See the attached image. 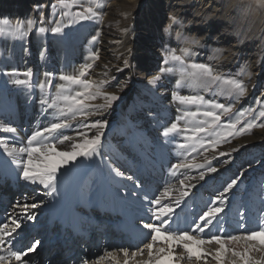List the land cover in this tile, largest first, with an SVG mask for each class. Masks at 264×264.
<instances>
[{
    "label": "bare ground",
    "instance_id": "1",
    "mask_svg": "<svg viewBox=\"0 0 264 264\" xmlns=\"http://www.w3.org/2000/svg\"><path fill=\"white\" fill-rule=\"evenodd\" d=\"M18 1H21V5L16 7L18 5ZM25 1L26 0H14L16 4L14 3L15 5H13L11 3L9 4V0H0V21L6 19L10 22V24H14L17 21H26V20H20L21 16L23 15V18L27 17L28 19L38 21V23L34 26V28L37 26L50 28L55 26V23L57 21H61V20H63L65 23L67 22L66 18L61 17L60 9L52 8L51 5L54 4L56 0H30V3H33L30 5L31 8L28 5H26ZM216 1L217 0H101V3L103 5V8L101 10L105 14L103 23H100L95 20L82 21L80 23L72 25L71 27L66 28L65 29L66 32L65 31L64 32L66 34H70V36H72L71 38L78 36L84 41L87 40L89 37L93 36L92 35L93 33H98V34L100 33L99 31L100 29L97 30V28H95L96 26L99 25V27H106V31H104L102 34L101 33L99 34L100 45L98 48H96V51L98 50L99 52L103 53L102 55L103 58L99 59L98 63L95 64V67L92 70L93 74H91V76H93V79L95 80H108L109 84L113 85L116 77L119 76V74L122 73L123 71L127 70V67L129 65L125 66L123 61L126 59L128 62H130L129 58L130 56L134 55L133 48L136 46L135 45L136 43H138L140 46L142 45V47L143 44L146 45L147 50L150 51L152 49L151 48L149 49L148 48L149 46H152L153 48L159 47L160 51L162 52L163 49L167 47V44L169 42L168 32L173 30L174 27L172 28V26L175 25L177 27L179 23L181 26H183L182 27L183 29L181 28L179 30L185 33L187 37L191 35L193 38L191 36L190 38L195 40V39H199L198 37L199 29L203 30L204 37L207 38L211 36V31L215 30V26L218 24L219 20L224 19L230 21L236 20V22L240 21L242 25H245L244 27H242L243 30L246 29L247 27L246 33L243 31L244 34L241 37L242 38L241 41L239 42L236 41L234 43H231V45L229 46L228 43H229L230 35L222 31L223 41L221 42V45L220 43L218 44V40H219L218 35H215V38L211 40L209 43L211 48L217 49L218 51L208 52L206 48H205V52L190 51L187 53V58L185 57V59H187V61H190V63L195 61L209 62L214 68L217 69V71L224 74L230 73L232 76L236 77L237 79L243 80L244 83L248 86V93L246 94L245 97H242L240 101H236L234 103L233 111L235 110V108L238 109V107L240 106L241 108L244 107L246 109V104L245 103L243 104V102L246 101L249 102V100L245 101V99L249 96L252 97V89L254 87V84L256 83L260 75L264 74V55L261 54V56H259L260 53L255 54V50L257 49L255 46H253V48L251 49H248L249 47L248 45H247L248 47L245 46L246 47L245 49L241 46L244 45L245 43L244 40L246 39L251 40L250 37L254 38V36H257L256 38L258 39L259 37L260 39L262 38L264 39V8L258 6L255 0H226L225 3L228 2V4L227 3L221 4L220 6H218L219 4H216ZM89 2H91V0H89ZM119 6H122L126 10L125 15L121 13L118 16L120 18H118L116 15L117 8ZM163 6L168 7L167 11L163 10ZM234 11L236 12L233 16L232 12ZM241 11L242 13H240ZM19 14L20 16H18ZM127 16L128 18H124ZM136 16L143 17L142 18L143 20L141 21L145 23L148 26V28H144L145 30H137L135 27L136 20H134ZM172 16H175L177 18V22H173L171 20ZM49 17H51V20ZM57 18H60V20H56ZM114 21L120 22L119 23L120 25L115 26V28L112 29L111 26L114 25ZM204 28H207V33L204 32ZM124 29H127V31H124ZM194 29L196 30L195 32ZM37 31L35 33L38 34L39 31L38 32ZM174 33H176V30H174ZM11 38L13 37L8 36L5 39H11ZM142 41H144V43H142ZM208 41L209 40H207V42ZM207 42H202V44L205 46ZM169 43L173 44L171 41ZM219 45L222 48H220ZM159 56L160 55L158 54V57ZM163 57L162 59L164 60L165 57L164 58ZM151 58L153 59V61H155L157 59V54L153 55L152 57H145L144 60L145 64L143 63V61H141L142 63H140V65H142V67L148 66V64L152 63ZM79 60L80 59H77L78 62ZM32 64L35 65L36 62L33 61ZM73 65H74V60L67 57L65 67L70 68ZM118 69L120 70L118 71ZM242 69L244 70V73L241 72L239 73V71H241ZM4 78L7 81H9L11 78H13V76L5 75ZM174 83L175 82L169 77L168 82L166 83L167 84L166 88L168 90L170 88L172 89L174 87ZM147 84H150L149 81L147 82ZM148 88H152V87H148ZM148 88H146V91H149ZM222 89L226 90V86L222 85L220 87H217L214 85V90L212 94L217 98L221 97L230 100L231 98L229 96L221 94ZM23 90H24L23 92H21L20 89L14 90L8 85L5 94V96H7L6 103H0L1 122L6 121L9 124L6 125L7 124L6 123L5 124L6 126H12V124L14 123L12 127L17 128L16 134H9L0 131V137H5L8 139L9 143H16L18 146L20 143L25 141V138H27V136H29L32 131L36 130L38 127L46 126L49 123V121H52L53 118L55 117V114H53L52 110L45 111V109H42V107H40L41 106L40 97L31 96V98L27 100L26 97L27 94H29V92L25 88H23ZM164 92H159V93H164ZM257 97L258 99H255L251 103L250 108H258L257 100L263 101L262 98H264V88L261 89V91L259 92V96ZM170 100H172L171 96H170ZM25 101H30V104L25 105ZM124 103H125V98L122 100V97H120V99L114 104H112L111 108L109 109L114 113L115 111L116 112L118 111L119 113V110L121 109ZM224 104H228V102ZM15 105L17 106L15 107ZM168 114L169 112L166 115L168 116ZM154 119L155 118L152 119L151 123H147L149 124L152 130H154V127L157 124L154 121ZM26 125L28 126L26 127ZM112 130H113L112 127L105 129L104 135H106L107 132L112 134L111 133ZM65 135H70L75 137L74 134L66 133ZM115 135L116 133H114L112 137L114 138ZM255 137L256 139H252ZM106 143H107V138H104L102 153L108 154L107 149L111 146V143H109L108 145ZM63 147L64 149H69L70 144L66 143V145ZM234 148H238L239 151L232 152V149ZM256 148H264V128H262L261 130H256L253 133H251L250 136H247L246 138H242L232 143V145H230V147L228 148L227 152L232 153L231 157L234 154H236L237 157H239L241 155L245 156V154H247L250 150L256 152L255 150ZM163 149L164 150H162V156L165 155V158L163 159L164 160L163 163L159 165H161L160 169H164V170H162L161 172L159 171V166L153 163L152 161H150L149 159H147L143 154L139 155V157L137 158L132 157L126 159L125 161L126 167L123 170L124 177L131 176L130 172L133 173L134 175L133 178L135 180H141L139 189H137L133 185L132 181L127 180L124 177L115 176V174L110 170L109 165L111 164L108 163L106 157L101 155L100 159L98 158L99 159V161H97L98 163L95 162V159L91 161H87L81 158L78 159L74 164L69 165L65 169H62L61 173L58 175L57 192L53 193L52 196H47L44 193H46L48 189H44L43 186L29 185L26 182L22 183L20 186H17L15 181L12 179V176H14L16 172L15 166L11 163V158L7 157L6 153L3 152V149L0 148V196H2L4 200L2 207H0V210H2L0 212V220L5 219L6 215L13 213V206L15 204V201L19 200L22 197L21 195H19V192L20 193L24 192L25 193L24 196H28L30 198L28 201L29 203L39 202L41 200L43 201V203L37 209H30V212H34L35 215L38 216L36 218V220L37 219L38 220L25 222L24 230L21 233V236L24 237L25 239H23L20 244H17L18 248L30 241L31 234H34L36 235V237H39V233H41L42 230L37 228H39V226L43 224L45 221H47L46 223H44L45 226H47V228L48 227L50 228L51 225L54 227L55 224H53L52 222L54 221L53 215L55 213L61 215L59 217V221L62 218L65 219V215L62 213L63 211L65 212V214L68 215V220L65 219L67 224L65 222L60 221L61 223L57 225V227L60 226L61 230H66L67 228L65 227L67 225L69 229L72 228L75 233L77 232L84 234L83 232H85L86 229H90V228L97 229L95 228V226H99L98 228L101 229L106 227L104 224L101 223L107 222L108 228L103 229V231H100V233L103 234L107 232L110 234L111 231H113L112 233L115 236L116 235L115 229L112 228H116L118 232L123 233V236L128 241V242L125 241L117 242L116 245H119L120 248L126 247L131 249V246L129 245L134 243V240L138 241L139 239L142 238V236L147 234V230L142 228L141 221L147 222L145 220L146 218H148L146 212V209L148 208V204L142 198L145 195L152 197L154 194H156L158 192L156 189L158 185H160L161 186L160 189H162V187L167 184L177 183L175 177L169 171L170 165L176 163V160L172 158L169 154H167L170 152L169 150L172 151V148L167 147ZM138 159H141V164L137 163ZM206 159L210 160L213 166L222 168L224 164H226L224 163V161L229 160L230 158L218 156L212 159L210 155V156H204L203 158L199 159L198 163H203ZM253 159H257V156H255ZM252 162L253 161H251L250 163L251 167H249L248 164L246 168L252 169L254 177L252 180L249 179L248 181H245L246 185L248 186L246 187V192L244 193V199L240 201L238 200L235 201L234 202L235 208L230 209L229 204L231 203L232 198L234 197L233 194H231L230 201L226 208L225 213H223L219 217L230 221V224H233V227L236 228L234 229L232 228V226L226 225V223L219 222L218 224H216L211 228L210 230L211 233H216L218 229V234L226 235L232 231L236 232L237 228H244V226L250 227L251 224L255 225V223L259 222L261 219H264V204L258 201L259 196H257L255 192H251L249 190V183H250L251 186L255 185L254 186L255 191L262 192L261 184L262 182H264V173L263 171L262 173L260 172L258 173L256 171L258 169L257 166ZM91 165H92V169H94V172H91V175L95 177V183H94L95 185L91 187L92 191L88 193L89 195L87 197H86L87 193L84 194V187H83L84 179L79 186L77 185L71 186V183H69L68 180L61 181V178L67 177L65 175L70 173L72 174L73 172H77V171H78L77 176L79 177V173L80 172H81L80 174L86 173L90 169ZM97 168H101L102 171H98ZM194 171H197V169L186 170L185 175L188 176L198 175V173L194 174ZM243 171L244 170H242V172ZM116 178L120 179L123 182V186L117 184ZM87 179L89 181L91 180L90 178ZM9 181H10L9 186H14L13 187L14 190L12 191H8L10 187L7 186L8 185L7 182ZM191 182L196 183V181L194 180ZM210 182H212V179H209L207 183ZM245 182L242 181L239 184V186L244 185ZM4 183L6 184L4 185ZM130 183L132 184V187L134 189L136 188L135 190L139 192V195L134 194L135 191L134 189H130L129 187ZM208 186L209 187L207 188L211 190H213L215 187L214 183H211ZM15 189L17 192H15ZM78 190L80 191L81 195L77 193ZM34 191L35 194L32 195ZM83 196H85L86 198H83ZM33 197L34 200L32 199ZM211 197L212 196H209L208 194L205 197H203L201 196V193L199 191L194 198L188 200L189 207L185 210L184 213L180 215L176 223L173 224V227L184 228L190 225L192 223V217H193L191 211L193 210L199 211L201 208H203V206H205L206 202H208L211 199ZM260 198L263 197L261 196ZM6 203H7L6 209H1L3 208V206L6 205ZM77 206H79L80 208H78ZM94 208L95 209L97 208V210H95ZM98 209L103 212H100ZM87 210L89 211V213L85 214V211L87 212ZM20 211L21 210L19 209L16 210L17 213H19ZM108 211H112V212H108ZM105 212H107V215H105ZM90 213L93 215V217L90 216ZM139 216H144V217H142L141 220H138L136 222L135 219L138 218ZM84 223H86V227H84ZM240 224L241 226H239ZM48 233H49L48 234L49 237L55 239L53 237L54 235L52 234V232H48ZM100 233H97L95 236L97 237L100 236L101 235ZM193 235L195 234L193 233ZM106 238L107 241L111 239L110 246L111 244L112 245L115 244V243L113 244L111 236L108 235ZM145 240L146 239L144 238L143 242H145ZM49 242L52 241L49 240ZM56 243L60 244V242L58 241H56ZM160 246L162 245L158 244L156 247H160ZM137 247L138 245L133 247V250L130 251L136 250L135 248ZM218 247L219 245L216 244L204 246L205 252L212 253V256L208 257L206 262L185 260L182 261L181 264H218V262L213 258L216 254L215 249ZM230 247H236L238 251H241L243 249V242H239L238 244L235 245L231 243L226 244V248H230ZM120 248H112V249L118 250ZM93 252H97V251L95 249L93 250L92 248L90 249V252L85 255L79 252L77 254L78 256L75 257V259L82 257L83 259L89 260L90 264H93V262H95L99 257L98 255H95ZM113 254H114V259L105 258L102 262H100V264H117V261H119L120 264H123V261L125 259L123 255L118 251L113 252ZM251 255L259 259L262 255H264V253L253 251ZM32 257L36 261V264H41V262H43V264H49V262H51V264H57L56 260L53 259L54 257L47 256L45 251H41V252L37 251L36 253L32 254ZM45 258L46 260L49 259L50 261L45 262ZM142 258L147 259V254L145 253L144 257ZM221 259L223 264H232V261L235 258L232 256L231 252L226 251L225 253L222 254ZM79 261L80 260H77L74 264H80ZM68 263L70 262H67V264ZM130 264H135V261H130ZM165 264H167L166 261Z\"/></svg>",
    "mask_w": 264,
    "mask_h": 264
},
{
    "label": "snow or ice",
    "instance_id": "2",
    "mask_svg": "<svg viewBox=\"0 0 264 264\" xmlns=\"http://www.w3.org/2000/svg\"><path fill=\"white\" fill-rule=\"evenodd\" d=\"M255 2L264 8V0H255ZM51 6L53 9H60L61 17L66 18L67 22L57 21L55 26L50 28L41 26L38 28L39 33L50 31L60 34L66 28L82 21L95 20L100 23L104 21L105 14L101 10L103 8L101 0H91V2L89 0H56ZM171 20L177 22L175 16H172ZM37 23L38 21L32 19L17 21L14 24H10L6 19L2 20L0 21V37L12 36L22 40L29 35ZM92 40L98 42L99 34L93 36ZM167 52L165 64L169 61L177 62L187 76L204 82L206 90L212 91V85L217 87L224 85L226 90L222 89L221 94L229 97L242 98L248 93V86L243 80L237 79L231 74L221 73L211 64L196 62L188 64L185 59L186 50H182L179 55L175 50L170 49ZM40 57L41 59L45 58V50L40 51ZM99 59V51H92L88 61L73 69L71 73L61 72L58 76L59 84H54L56 74L53 72L43 73V81L39 79L34 81L36 74L32 68H27L22 73L13 68L4 73L8 76L22 75L24 79H15L12 82L25 89L33 87L40 89L42 94L48 96V98L42 99L41 103L60 113L59 117H54L46 126L38 127L32 131L19 146L16 143H9L5 137H0V148L3 149L7 157L11 158V163L15 166L16 179L29 185L43 186L44 189H48L44 193L47 196H52L57 192L58 175L62 169L74 164L78 159L91 161L102 155L104 129L108 126L107 120L96 119L91 123H81L83 130L77 131L75 137L65 135L63 132V130L73 127V121L87 120L89 116L93 115L92 109H96L97 112L109 109L114 102L120 99L115 92L104 91L105 87L111 86L108 80L88 78ZM123 63L125 66L128 65L126 59ZM169 71L171 69L166 67L160 69V73ZM160 79V74H156L149 80V83L156 84ZM177 83L179 84L180 81ZM118 87L122 89L124 85H118ZM101 98L104 103H93ZM171 98L181 105L197 106L198 108L195 112H185L180 115L162 132L164 137L184 133V143L180 144V147L191 151L183 159L170 165L169 171L175 177L176 184H167L151 198L147 195L142 198L148 204L146 209L148 222L141 221L142 228L147 230V242L143 244V247H138L134 251H130L126 247L120 248L106 252V256L113 257V252L118 251L125 258L123 264H130V261H135V264H165V261L167 264H181L185 260L206 262L212 253L205 252L204 246L216 244L219 247L215 249L216 254L213 258L218 264H223L221 256L226 251L231 252L235 258L232 264H264V255L259 259L251 255L253 251L264 253V219L259 221L256 229H245L238 234L221 235L210 231L213 226L219 223V217L225 213L230 195L243 181L245 173L242 171H238L229 180L224 181L221 188L206 202L204 208L192 217V223L187 228L173 227L180 215L189 207L188 200L194 198L209 179L216 178L213 174L220 172V169L213 166L210 160L206 159L203 163L196 162L193 153L198 152L199 149L216 150L220 144L229 142L230 137L243 136L253 128H264V101L257 100L258 108L240 110L235 120L228 119L222 122L223 117L233 112L234 103H217L213 99L206 100L203 95L198 93L185 95L180 91L172 92ZM201 107H206L207 110L200 112L199 108ZM201 115L204 119L198 121L194 127H182L181 121ZM246 115L251 119L241 125V121ZM238 125L240 126L238 127ZM92 129H95L96 132L94 135H89ZM0 131L16 134L17 128L0 124ZM66 143L70 144L69 149H64L63 146ZM238 151V148L232 149V152ZM231 155V152L219 153V156L222 157L230 158ZM224 163H229V160H225ZM109 167L115 176L124 177V173L118 168H112L111 165ZM191 169L203 170L198 171L197 176L185 175V171ZM124 178L132 181L133 185L139 189L138 180L132 176ZM193 180L196 183H192ZM261 190L264 195V182L261 184ZM29 199L28 196H22L16 200L13 213L0 220V264H13V262L14 264H36L32 254L42 246L41 240L33 238L21 247H17V244L25 239L21 236L25 222L36 220L35 213L30 212V209H37L43 203L42 200L29 203ZM32 199L34 200V197ZM17 209L21 211L17 213ZM193 233L196 234L193 235ZM239 242H243L241 251H238L236 247L226 248V244L235 245ZM158 244L162 246L156 247ZM145 253L147 259L142 258ZM106 256H99L93 264H100ZM80 264H90V262L83 259ZM117 264L120 262L117 261Z\"/></svg>",
    "mask_w": 264,
    "mask_h": 264
},
{
    "label": "rangeland",
    "instance_id": "3",
    "mask_svg": "<svg viewBox=\"0 0 264 264\" xmlns=\"http://www.w3.org/2000/svg\"><path fill=\"white\" fill-rule=\"evenodd\" d=\"M225 1L226 0H217L216 4H219L218 6H220L221 4H226V3L228 4V2L225 3ZM10 3L13 5L16 4L14 2V0H9V4ZM25 3L30 8H31L30 5L33 4V3H30V0H26ZM19 5H21V1H18V5L16 7H18ZM167 9H168L167 6H163V10L167 11ZM125 11H126L125 8H123L122 6H119L117 8V14H116L117 17L121 13H123L125 15L126 14ZM236 11L232 12L233 16H234ZM240 13H242V11ZM18 16H20V14ZM49 18L51 20V17H49ZM60 18H57L56 20H60ZM118 18H120V17H118ZM124 18H128V16L124 17ZM142 18L143 17L136 16V18L134 19V20H136L135 21V27L137 30H145L144 28H148V26L141 21V20H143ZM20 20H28V18L27 17L23 18V15H22ZM117 20H119V19H117ZM119 23L120 22H118V21H114V25H112L111 28L114 29L115 26L120 25ZM184 24H185V22H184ZM238 24L241 26H239ZM179 25H180V23L178 24L177 27L175 25L172 26V28L174 27L173 30L168 32V37H169L168 41L169 42L171 41L173 44H170L168 42L167 47L166 48L163 47L164 49L162 52L160 51L159 47L153 48L152 46H149L148 48L152 49L150 51V50H147L146 45L143 44V47H142V45L140 46L138 43H136L135 44L136 46L133 48L134 55L130 56V58H129L130 62H128L129 66L127 67V70L123 71L122 73L119 74V76L116 77L113 85L110 84L111 86H107L104 88V91L115 92L119 97H122V100L125 98V103L122 106L123 109L121 107V109H120L121 111L119 110V113H118V111L117 112L115 111V113H114L110 109L101 110L99 112H97L96 109H92L91 111L93 112V115L89 116L87 118V120H81L80 122L73 121L72 122L73 127L70 129L63 130L64 134L67 133V134H74L75 135L77 131H82L83 129L81 128L80 123H91L92 121H94L96 119L107 120L108 126L105 129L112 127L113 130L111 131L112 134L107 132L106 135H104L103 139L107 138L106 144L108 145L109 143H111V146L107 149L108 154L102 153V155L104 157H106L108 163L111 164L112 168H119V170L121 172H123L124 168L126 167V162H125L126 159L132 158V157L137 158V157H139V155H142V154L147 159H149L150 161H152L153 163L158 165L159 171L161 172L164 169H160L161 165H159V164L163 163V161H164L163 159L165 158V155L162 156V150H164L163 148H167V147L172 148V151L169 150L171 153L169 152L167 154H169L172 158H174L176 160V162L179 159H183V157L185 155H187V153L189 151H191L190 149L186 150V149H183L180 147V144L184 143V133H179V134H174V135L169 136V137H164L162 135V132H163V129L165 127L169 126L171 122L178 119L180 115H183L185 112H195L198 110V108H197V106L181 105L177 101L170 100V96H171L172 92L180 91L181 94H185V95L198 93L200 95H203L206 100L207 99H213L217 103H227V102L228 103H230V102L235 103L236 101H240L242 98L230 97L231 98L230 100H227V98H221V97L217 98L216 96H214L212 94V92L214 90V85L211 86L212 91H208L204 87V82H202V81H200L194 77L187 76L185 73H183V70L180 68V66L177 62L169 61L167 64H165V58L164 57H166L168 55L167 50H170V49L175 50L176 54H178V55L181 54L182 50H186L187 53L190 51L191 52H203V51L205 52V48L208 50V52H216L218 50L211 48V46L209 45L210 41L215 38V35H218V39H219L218 44L220 43V45H221V42L223 41L222 40V36H223L222 31H224L226 34L230 35L229 43H228V45L230 46L231 43H234L236 41L239 42L242 40L241 37L244 34L243 31L246 33L247 27H246V29L243 30L242 27H244L245 25H242L240 23V21L236 22V20L230 21V20H224L223 19V20H219L218 24L215 26V30L211 31V36H209L207 38L204 37L203 36V30L199 29L198 30L199 39L193 40L190 38L191 35H189L187 37L185 35V33L181 32L179 30L183 27L181 25H180L181 26L180 27ZM37 27L39 28L41 26H37ZM37 27H35V28H37ZM35 28L29 33V35L27 37H24L22 40L21 39H15V38L5 39L3 37H0V103H6L7 96H5V94H6V90H7L8 85L14 90L20 89L21 92L24 91L23 86L16 85L12 82L15 79H24V77L22 75H17V76H13V78H11L9 81H7L4 78L5 72H7V71L9 72L13 68H15L19 72L22 73L27 68H32L34 73L36 74L34 77V81L36 79L43 81L44 80L43 73L53 72L56 74V79H54V84H59L60 81L58 80V76L61 72L71 73L73 71V69L78 68L80 65L84 64L86 61H88V57L90 56V53L92 51H96V48H98L100 45V40L98 42H93V40H92V37L96 36L98 33H93L92 34L93 36H91L87 40L83 41L78 36L71 38L72 36H70V34L65 33L66 31L63 33L54 35V33L49 32V31L45 32V33H39L37 31L38 28L37 29H35ZM95 28H97V30L100 29L99 31L101 34L104 31H106V27H99V25L96 26ZM174 30H176V33H174ZM36 31L38 32V34L35 33ZM195 31L196 30L194 29V32ZM204 32L207 33V28H204ZM208 33H209V31H208ZM256 37L257 36H254V38L250 37L251 40H248V39L244 40L245 43L241 47H243L245 49L246 47L249 46L248 49H251V48H253V46H255L257 48L255 50V54L260 53L259 56H261V54L264 55V39L263 38L260 39V37L258 39ZM99 39H100V35H99ZM207 40H209V41L207 42ZM202 42H207V43L204 46L202 44ZM142 43H144V41H142ZM188 44H189V46H188ZM53 45H54V47H53ZM220 45H219V47H220ZM220 48H222V47H220ZM41 50H45V58L44 59H41V57H40L39 53ZM37 54H39V55H37ZM99 54H100V59H102L103 53L99 52ZM156 54H157V59L155 61H153V59L151 58V60H152L151 64H148V66H144V67H142V65H140V63H142L141 61H143V63H144L145 57H152L153 55H156ZM158 54L160 55L159 57H158ZM67 57L74 60V65L70 68L65 67ZM162 57L164 58V60L162 59ZM186 58H187V56H186ZM77 59H80L79 62L77 61ZM33 61L36 62L35 65L32 64ZM186 62L188 64L193 63V62L190 63V61H187V59H186ZM195 62L196 63L202 62V63L211 64L209 62H204V61H195ZM97 63H98V61L96 62V64ZM163 67L169 68V69H171V71L165 72V73H160V69ZM5 70H7V71H5ZM240 72L244 73V70L239 71V73ZM91 74H93L92 71H91L88 78L93 79V76H91ZM128 74H130V75H128ZM156 74H160L161 79L156 84H147V82ZM169 77L175 83H174V87L172 89L170 88L168 90L166 88V85H167L166 83L168 82ZM177 81H180V83L178 84ZM118 85H124V87L121 89L120 87H118ZM148 87H152V88H148ZM146 88H148L149 91H146ZM262 88H264V74L260 75V77L258 78L256 83L254 84V87L252 89V97L249 96L245 99V101L249 100V102L248 101L243 102V104L244 103L246 104V109L251 107V103L255 99H258L257 96H259V92L261 91ZM27 91L30 93V95L27 94V97H26L27 100L30 99L31 96L32 97L33 96L40 97L41 98L40 101H42V99L48 98V96L42 94L40 89H38V88L33 87L31 89H27ZM53 91H54V89H53ZM159 92H164V93H159ZM125 96H127V97H125ZM262 100L264 101V98H262ZM93 103L102 104V103H104V101L101 98V99L94 101ZM29 104H30V101H25V105H29ZM255 104H256V102H255ZM16 106L17 105H15V107ZM40 107H42V109H45V111H51L52 110L53 114H55V117H59V115H60L59 111H57L55 109H50V108H48L47 105H44L41 103ZM244 109L245 108L244 107L241 108V106L238 107V109L235 108V110L232 113H229L227 116L223 117L222 122L227 121L228 119L235 120L237 118V113L240 110H244ZM205 110H207L206 107L199 108L200 112H203ZM166 112L167 113L169 112L168 116L166 115L167 114ZM0 118H1V116H0ZM153 118H155L154 121L157 123L154 127V130H152L150 128L149 124H147V123H151ZM203 119H204V117L202 115L195 117V118L189 117L186 120L181 121L180 123H181L182 127L190 128V127H194L198 123V121L203 120ZM249 119H251V117L246 115L242 119L241 125L243 124V122H245ZM6 123H7L6 121L1 122V120H0V124H6ZM10 124H12V123H10ZM6 125H9V124L7 123ZM13 125H14V123L12 124V126ZM27 126L28 125H26V127ZM239 126L240 125H238V127ZM261 129L262 128H253L250 132L245 133L243 136L230 137L229 142H225V143L220 144L216 150L209 149L208 151H204L203 149H199L198 152L193 153V155L196 157V162H199V159L203 158L204 156H210L211 155L212 159L218 157L220 152H227L228 148L230 147V145H232V143H234L237 140H240L242 138H246L247 136H250L251 133H253L254 131L261 130ZM95 132H96V130L92 129L89 132V135H94ZM114 133H116V135L113 138L112 136L114 135ZM212 138L214 139L215 137H212ZM252 139H256V137L252 138ZM25 140H26V138H25ZM255 150H256V152L253 150H250L247 154H245V156L241 155V156L237 157V155L234 154L236 156L233 155L234 157L233 156L230 157L229 163L224 164V166L222 168H219L220 172L218 174H213L216 178L212 179V182L207 183L203 188H201V190H200L201 196L205 197L207 194L209 196H213V194L221 188V185L224 183V181L229 180L238 171L244 170L243 171L245 173V175L243 177L244 182L248 181L249 179L252 180L254 177L252 169L246 168L247 165L251 163V161H253L252 163H254L257 166L258 169L256 171L258 173L259 172L262 173V171L264 173V148H256ZM259 153H260V156H259ZM255 156H257V159H253ZM100 157H97L95 159L96 163H98L97 161H99ZM137 163L141 164V159H138ZM151 166H154V165H151ZM97 169H98V171H102L101 168H97ZM198 171H201V170L194 171V174H197ZM91 172H94V169H92V165L90 166V169L86 173L80 174L81 173L80 172L79 177L77 176L78 175V171H77V172H73L72 174L70 173V174L65 175L67 177L61 178V181L62 180H68V182L71 183V186H75V185L79 186L80 183L84 179V182H83L84 194L87 193L86 194V197H87L89 195L88 193H90L92 191L91 187L93 185H95L94 184L95 183V177L93 175H91ZM130 175L132 177L134 176L133 173H131V172H130ZM87 178H90L91 180L89 181ZM138 181L140 183L141 180H138ZM116 182L118 185L123 186V182L120 179L116 178ZM211 183H214V186H215L213 190L207 188V187H209L208 185ZM247 186L248 185H246V182H245L244 185L238 186V188L235 189L234 193H232L234 197L232 198V201L229 204L230 209L235 208L234 207L235 201H237V200L240 201V200L244 199V193L246 192ZM254 186H251V184L249 183V190L251 192H255V194L257 196H259L258 201L261 202L262 204H264V201H263L264 195H262V192L255 191ZM129 187H130V189H134L132 187L131 183H130ZM160 187H161L160 185H158L156 187L157 191L160 189ZM202 189H203V191H202ZM15 192H17L16 189H15ZM77 193H79L81 195L79 190ZM34 194H35V191L33 192L32 195H34ZM134 194L139 195V192L135 190ZM19 195L24 196V194H21L20 192H19ZM261 196L263 198H260ZM86 197L83 196V198H86ZM149 198H151V197L149 196ZM203 208H204V206H203ZM203 208H201L199 211H195V210L191 211L193 214L192 216L198 214ZM95 210H97V208ZM108 212H112V211H108ZM3 214H5V213H3ZM105 215H107V212H105ZM37 217L38 216H36V218ZM142 217H144V216H139L138 218L135 219V221L137 222L138 220H141ZM118 218H121V217H118ZM145 221L148 222V218H146ZM46 222L47 221H45L44 223H46ZM219 222L226 223V225L232 226V228H234V229L236 228V227H233V224H230V221H228L226 219L219 218ZM240 222H242V221H240ZM44 223L41 224L39 226V228H37V229L42 230L41 233H39V237H38L39 240L44 238V236L49 232L48 231L49 227L47 228V226H45ZM258 223L259 222L255 223V225L251 224L250 227L244 226V228H237L236 232L232 231V232H229V234H238V233L244 231L245 229L254 230V229H256ZM188 226L181 228V229H185ZM239 226H241V224ZM54 227H56V225ZM46 231H48V232L46 233ZM216 233L218 234V229H217ZM194 234H196V233H194ZM32 235H33V237H36V235L31 234V239H32ZM146 235L142 236V238L139 239L138 241L134 240V243L129 245V246H131L130 250H133V247H135L137 245H138V247H143V244L147 242V240H145V242H143L144 238L146 239ZM112 242H113V244L114 243L115 244L114 245L111 244V246L108 247L109 249H107V250L101 249L100 251L98 250V252H93V253L95 255H98V256H106L105 252H110L111 250H114L112 248H120L119 245H116L117 242L115 241V239L112 238ZM92 248L94 250V247H92ZM122 248H125V247H122ZM137 248H135V249H137ZM106 258L114 259V254H113V257H107L106 256ZM47 260H49V259H47ZM82 260H83V258H81L79 263ZM41 264H43V262H41Z\"/></svg>",
    "mask_w": 264,
    "mask_h": 264
}]
</instances>
